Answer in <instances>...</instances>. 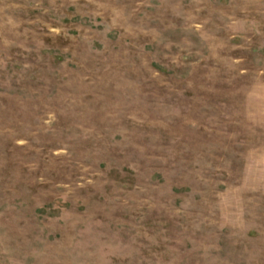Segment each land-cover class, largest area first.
I'll list each match as a JSON object with an SVG mask.
<instances>
[{
    "label": "rangeland",
    "instance_id": "rangeland-1",
    "mask_svg": "<svg viewBox=\"0 0 264 264\" xmlns=\"http://www.w3.org/2000/svg\"><path fill=\"white\" fill-rule=\"evenodd\" d=\"M0 264H264V0H0Z\"/></svg>",
    "mask_w": 264,
    "mask_h": 264
}]
</instances>
